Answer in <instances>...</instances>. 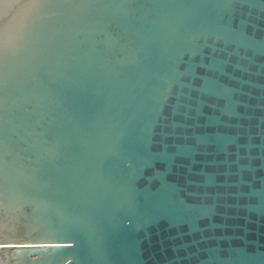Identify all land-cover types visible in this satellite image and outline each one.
<instances>
[{
    "label": "water",
    "instance_id": "obj_1",
    "mask_svg": "<svg viewBox=\"0 0 264 264\" xmlns=\"http://www.w3.org/2000/svg\"><path fill=\"white\" fill-rule=\"evenodd\" d=\"M0 264H264V0H0Z\"/></svg>",
    "mask_w": 264,
    "mask_h": 264
}]
</instances>
